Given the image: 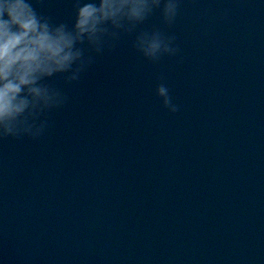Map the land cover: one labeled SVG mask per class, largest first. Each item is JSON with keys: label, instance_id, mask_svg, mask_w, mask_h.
I'll return each mask as SVG.
<instances>
[{"label": "water", "instance_id": "water-1", "mask_svg": "<svg viewBox=\"0 0 264 264\" xmlns=\"http://www.w3.org/2000/svg\"><path fill=\"white\" fill-rule=\"evenodd\" d=\"M171 31L181 57L126 37L44 138L0 143V241L38 264H264V0H182Z\"/></svg>", "mask_w": 264, "mask_h": 264}, {"label": "clouds", "instance_id": "clouds-1", "mask_svg": "<svg viewBox=\"0 0 264 264\" xmlns=\"http://www.w3.org/2000/svg\"><path fill=\"white\" fill-rule=\"evenodd\" d=\"M71 2L69 24L40 10L45 0H0V143L44 138L53 126L51 114L70 103L65 89L126 37L134 53L152 65L181 57L171 29L182 0ZM157 11L160 25L141 28ZM157 80L162 108L179 113L165 78Z\"/></svg>", "mask_w": 264, "mask_h": 264}]
</instances>
